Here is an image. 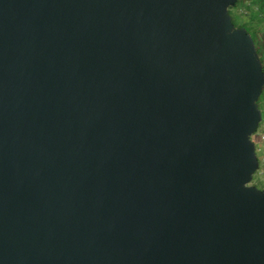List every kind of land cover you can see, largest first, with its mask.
Listing matches in <instances>:
<instances>
[{"label":"water","instance_id":"obj_1","mask_svg":"<svg viewBox=\"0 0 264 264\" xmlns=\"http://www.w3.org/2000/svg\"><path fill=\"white\" fill-rule=\"evenodd\" d=\"M236 2L0 0V264H264Z\"/></svg>","mask_w":264,"mask_h":264},{"label":"trees","instance_id":"obj_2","mask_svg":"<svg viewBox=\"0 0 264 264\" xmlns=\"http://www.w3.org/2000/svg\"><path fill=\"white\" fill-rule=\"evenodd\" d=\"M228 14L236 28H244L251 36L264 73V0H237ZM263 100L264 87L257 102L259 108ZM254 136L258 142L257 131L252 138Z\"/></svg>","mask_w":264,"mask_h":264},{"label":"rangeland","instance_id":"obj_3","mask_svg":"<svg viewBox=\"0 0 264 264\" xmlns=\"http://www.w3.org/2000/svg\"><path fill=\"white\" fill-rule=\"evenodd\" d=\"M259 110L261 112V121H260V124H259V126H258V128L256 130L257 131V134L264 129V100L261 102ZM251 140L255 144V152H256L257 158H259L260 153H261L262 146H261V144H259V142H257V139H256L255 136L253 138L251 137ZM250 185L251 186H254V187L258 188V189H263L264 188V180H262L260 178L258 172H256L254 174L253 179H252Z\"/></svg>","mask_w":264,"mask_h":264},{"label":"built area","instance_id":"obj_4","mask_svg":"<svg viewBox=\"0 0 264 264\" xmlns=\"http://www.w3.org/2000/svg\"><path fill=\"white\" fill-rule=\"evenodd\" d=\"M258 142L261 144V153L258 158L259 161V167H258V174L262 180H264V129L257 134Z\"/></svg>","mask_w":264,"mask_h":264}]
</instances>
